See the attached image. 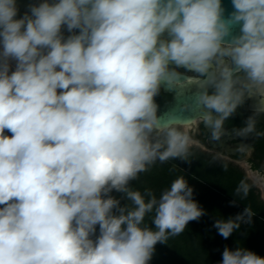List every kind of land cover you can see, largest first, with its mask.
Returning a JSON list of instances; mask_svg holds the SVG:
<instances>
[{"label":"clouds","instance_id":"9594fccd","mask_svg":"<svg viewBox=\"0 0 264 264\" xmlns=\"http://www.w3.org/2000/svg\"><path fill=\"white\" fill-rule=\"evenodd\" d=\"M231 5L39 0L21 14L0 0V264H151L206 214L184 176L159 195L132 182L188 162L202 128L215 142L264 138V0ZM253 217L245 207L213 227L228 239ZM221 255L264 264L238 245Z\"/></svg>","mask_w":264,"mask_h":264},{"label":"trees","instance_id":"16d2710c","mask_svg":"<svg viewBox=\"0 0 264 264\" xmlns=\"http://www.w3.org/2000/svg\"><path fill=\"white\" fill-rule=\"evenodd\" d=\"M177 176L185 177L194 189L193 198L206 214L189 222L182 233L170 237L166 244H157L151 264H218L224 247L234 249L237 245L264 257V202L240 170L216 162L207 155L192 153L188 162H157L147 172L141 173L132 186L140 191L150 188L159 195ZM242 180L252 186L245 199L235 194ZM234 199L238 200L235 204ZM245 207L254 213L252 222L243 224L228 239L221 237L213 227L215 220L234 217ZM145 222L150 224V216Z\"/></svg>","mask_w":264,"mask_h":264},{"label":"flooded vegetation","instance_id":"af4514ba","mask_svg":"<svg viewBox=\"0 0 264 264\" xmlns=\"http://www.w3.org/2000/svg\"><path fill=\"white\" fill-rule=\"evenodd\" d=\"M27 1H31V3L39 2V0ZM26 10L27 8L24 7L23 12ZM65 34L67 35V33ZM158 102L162 107L165 105L171 106L175 103L170 93H162ZM250 114L249 106L245 105L238 109L237 114L227 122V126L229 128L241 126L242 121ZM259 123L260 125L257 126L258 130L264 129V117L260 118ZM241 144H246L249 147L244 150H238ZM190 148L191 153L204 154L216 162L237 168L244 174L247 180V174H249L255 182L264 188V138L241 140L225 136L221 141L215 142L207 138V133L202 128L201 133L191 140ZM252 185L254 186L253 183ZM254 187L256 189V186Z\"/></svg>","mask_w":264,"mask_h":264},{"label":"water","instance_id":"95a60500","mask_svg":"<svg viewBox=\"0 0 264 264\" xmlns=\"http://www.w3.org/2000/svg\"><path fill=\"white\" fill-rule=\"evenodd\" d=\"M17 3L20 7V13L23 14V8L26 7L27 8V5L31 3V1H27V0H17ZM222 4L223 6L225 7L226 9V14L228 12H231L233 9H232V5H231V0H222Z\"/></svg>","mask_w":264,"mask_h":264},{"label":"rangeland","instance_id":"374dc122","mask_svg":"<svg viewBox=\"0 0 264 264\" xmlns=\"http://www.w3.org/2000/svg\"><path fill=\"white\" fill-rule=\"evenodd\" d=\"M247 178L249 181H251L254 186H256V190H257V193L259 194L260 196V200H263L264 201V188L262 186H260L257 182H255L251 176L249 174H247Z\"/></svg>","mask_w":264,"mask_h":264}]
</instances>
